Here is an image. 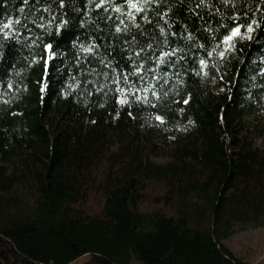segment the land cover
I'll use <instances>...</instances> for the list:
<instances>
[{
  "label": "trees",
  "instance_id": "trees-1",
  "mask_svg": "<svg viewBox=\"0 0 264 264\" xmlns=\"http://www.w3.org/2000/svg\"><path fill=\"white\" fill-rule=\"evenodd\" d=\"M261 227L264 0H0V264H251Z\"/></svg>",
  "mask_w": 264,
  "mask_h": 264
},
{
  "label": "rangeland",
  "instance_id": "rangeland-1",
  "mask_svg": "<svg viewBox=\"0 0 264 264\" xmlns=\"http://www.w3.org/2000/svg\"><path fill=\"white\" fill-rule=\"evenodd\" d=\"M218 92H224V87L216 88ZM260 122H263L261 119ZM227 246L239 258L251 264H264V227L238 230L226 240ZM89 256H83L71 264H85Z\"/></svg>",
  "mask_w": 264,
  "mask_h": 264
},
{
  "label": "snow or ice",
  "instance_id": "snow-or-ice-1",
  "mask_svg": "<svg viewBox=\"0 0 264 264\" xmlns=\"http://www.w3.org/2000/svg\"><path fill=\"white\" fill-rule=\"evenodd\" d=\"M98 7H99V5H98ZM132 7L136 8L137 6H136L135 4H133ZM137 10L139 11L140 9L137 8ZM11 23H12V22L9 21L7 24L4 25V27H5V28L10 27V26H11ZM248 27H249V29H251V25H249ZM239 31H240L239 27L233 28V29H232V34H231L230 36H225V37H224V40H225V41L231 40L233 36H236V35L239 34ZM5 35H7V33H5ZM48 47L50 48L51 45H49ZM201 63L203 64L204 61H201ZM185 103H187V101H185Z\"/></svg>",
  "mask_w": 264,
  "mask_h": 264
}]
</instances>
